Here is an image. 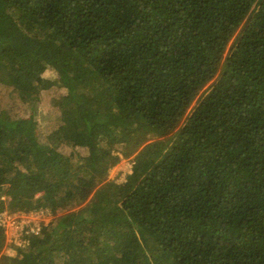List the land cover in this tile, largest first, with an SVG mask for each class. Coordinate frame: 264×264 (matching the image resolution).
I'll return each instance as SVG.
<instances>
[{
  "label": "trees",
  "instance_id": "trees-1",
  "mask_svg": "<svg viewBox=\"0 0 264 264\" xmlns=\"http://www.w3.org/2000/svg\"><path fill=\"white\" fill-rule=\"evenodd\" d=\"M0 87V213L92 194L0 264H264V0H0Z\"/></svg>",
  "mask_w": 264,
  "mask_h": 264
},
{
  "label": "rangeland",
  "instance_id": "rangeland-1",
  "mask_svg": "<svg viewBox=\"0 0 264 264\" xmlns=\"http://www.w3.org/2000/svg\"><path fill=\"white\" fill-rule=\"evenodd\" d=\"M51 71H48L47 74L50 75ZM55 77V75H52ZM65 93V90L60 87H55L53 91H46L43 93L41 101L39 103V114L37 115V120L39 123V131H40V140L43 139L51 133L52 127H55V123L53 120V117H50V114L52 113V107L50 106V99L59 97ZM15 95L10 94V91H5V89H2L0 87V109H7L11 115L16 116L19 114L25 115L26 113H23L27 106L23 104H19L17 98L15 99ZM58 150L68 152L69 148L63 147L62 145L58 147ZM80 153L82 151H79ZM83 154V152H82ZM131 162L128 159H122L116 166L112 167L107 176V180L115 181L116 183H122L124 181L125 173H130V167ZM92 197V194L89 195L85 202L81 206H77L75 208H72L70 210H65L61 212L52 213V220L47 224L50 225V223L57 217H60L64 213H68L69 211H77L81 207H83L89 199ZM4 243L5 245L13 244V242L16 245L21 244L20 237L11 236L10 230L4 228ZM14 244V245H15ZM22 245V244H21ZM4 254L14 256L16 254V250H13L12 248L5 249Z\"/></svg>",
  "mask_w": 264,
  "mask_h": 264
},
{
  "label": "built area",
  "instance_id": "built-area-1",
  "mask_svg": "<svg viewBox=\"0 0 264 264\" xmlns=\"http://www.w3.org/2000/svg\"><path fill=\"white\" fill-rule=\"evenodd\" d=\"M52 212L48 208H38L25 213L9 215L7 212L0 213V226L10 230L11 236H18L22 241L19 246L27 244L23 236L39 235L42 228L52 220ZM15 243L13 242V245ZM15 246H18L15 244Z\"/></svg>",
  "mask_w": 264,
  "mask_h": 264
},
{
  "label": "clouds",
  "instance_id": "clouds-1",
  "mask_svg": "<svg viewBox=\"0 0 264 264\" xmlns=\"http://www.w3.org/2000/svg\"><path fill=\"white\" fill-rule=\"evenodd\" d=\"M38 208H47V207H38ZM37 208V209H38ZM49 209V208H48ZM52 213H54L51 209H49ZM32 211V210H31ZM28 212V211H27ZM44 228V227H43Z\"/></svg>",
  "mask_w": 264,
  "mask_h": 264
}]
</instances>
